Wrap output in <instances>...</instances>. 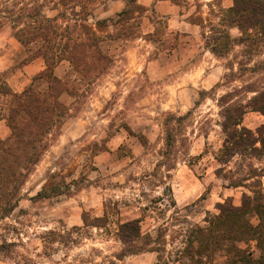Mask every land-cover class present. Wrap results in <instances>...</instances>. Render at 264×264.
<instances>
[{
  "label": "rangeland",
  "instance_id": "1",
  "mask_svg": "<svg viewBox=\"0 0 264 264\" xmlns=\"http://www.w3.org/2000/svg\"><path fill=\"white\" fill-rule=\"evenodd\" d=\"M57 1L43 10L69 16L74 6L87 24L90 13L110 18L97 31L107 58L98 76L81 82L62 60L69 72L56 93L73 88L75 96L61 92L60 100L72 102L67 115L48 135L18 205L0 217V264H229L237 253L258 264L264 235L259 245L221 210L240 206L254 191L264 201V149L256 143L233 156L219 153V102L247 104L253 90L264 88V38L242 43L233 27L231 46L221 55L211 51L222 44L219 17L233 0ZM11 32L0 26L2 65L13 54L11 67L0 71V89L10 78L28 84L23 92L48 91L47 74L25 73L28 50ZM9 100L0 97V118L10 135ZM185 114L182 122L170 120L175 141L167 147L163 122ZM263 124V113L245 107L242 126L257 136ZM42 189L45 196L38 195ZM240 215L259 222L252 210ZM133 219L141 237L121 240L131 232L119 225ZM208 229L228 235L205 250L198 240Z\"/></svg>",
  "mask_w": 264,
  "mask_h": 264
},
{
  "label": "trees",
  "instance_id": "2",
  "mask_svg": "<svg viewBox=\"0 0 264 264\" xmlns=\"http://www.w3.org/2000/svg\"><path fill=\"white\" fill-rule=\"evenodd\" d=\"M41 1L33 8L29 6L30 0H0V26L8 24L11 27L13 36L28 50L26 60L36 57L43 59L45 68L38 77L47 74L49 82L48 91L43 93L29 88L23 93H14L6 82L0 89V93L10 97L6 122L11 130V134L6 139L0 138V217H6L18 205L21 186L39 161L41 154L49 146L48 135L56 123L63 121L67 115L69 108L59 99L61 92L68 91L71 96H75L72 92L73 88L71 90L63 88L56 93L57 88L64 86L66 81L54 75V67L62 60L69 61L73 71L79 76L78 81L81 82L98 76L107 58L99 47L101 37L97 31L107 27L110 18L95 19L90 13L93 24H87L81 21H87L88 16L78 19L79 14L74 6L69 16L66 11H60L56 7L49 8L50 11H56L50 15L43 8L52 0ZM60 1L64 0H58L53 4L57 6ZM18 4L20 6L15 10ZM125 13L126 10H122L118 15ZM219 20L222 44L219 48L212 45L210 47L212 52L221 55L231 46L236 39L229 35L228 30L233 27H236L241 34L239 41L254 45L257 39L264 38V0H233L231 6L222 8ZM32 45L35 46L33 50ZM253 91L255 95L248 99L247 104L219 102L223 135L220 154L226 152L229 157L238 150L244 151L250 147L256 149V143L264 149V124L257 130V136L241 125L247 106L264 114V88ZM188 115H170L163 122L167 147L175 141L170 120L182 122ZM217 160L223 162L224 158L217 156ZM44 191L42 189L38 195L45 196ZM253 193V195L244 194L240 206L224 207L221 212L225 217L230 218L232 215V224L241 221L240 233L256 235L261 245L258 235L260 233L264 235V201L255 191ZM247 210H252L258 216L259 222L256 225L241 218V212ZM229 218H226L228 223H230ZM119 230L131 232V234L123 233L124 236L120 235L123 241H135L141 237L138 219L121 223ZM225 232L222 235L217 230L208 229L198 240L201 249L208 250L211 245L218 244L219 240H225L228 230ZM261 250L263 252L264 247H261ZM250 262L251 260L243 253H237L234 259H230L229 264H250ZM256 262L264 264V256L261 255Z\"/></svg>",
  "mask_w": 264,
  "mask_h": 264
},
{
  "label": "crops",
  "instance_id": "3",
  "mask_svg": "<svg viewBox=\"0 0 264 264\" xmlns=\"http://www.w3.org/2000/svg\"><path fill=\"white\" fill-rule=\"evenodd\" d=\"M111 13H113V12H107V15H110ZM11 34H12V32H11ZM12 55L13 54H11V56H10V62L5 64V65H2V57H0V71H3L4 69H7V68L11 67V65H12ZM61 63H62V61L59 62L54 67V74H55L56 77L62 79L69 71H68V68L61 67L60 66ZM44 68H45V63H44L43 59L40 58V57H36L34 59H31V60H26V58H25V60H24L23 69H24L25 73H27L29 75L30 78L34 74L36 76L38 73L43 71ZM6 81H7V85L9 86L11 92H14V93H22L24 88L27 87V85H28V84H22V83L20 85L14 84L10 80V78H7ZM5 96L9 97V95H3L2 93H0L1 99H4ZM62 103H64L68 107L72 102L70 104H67L66 102L62 101ZM6 104H5V106L8 109L9 108L8 104L7 105ZM8 136H9V133H8V130L6 129V127H5V119L4 118L3 119L0 118V138L1 139H6Z\"/></svg>",
  "mask_w": 264,
  "mask_h": 264
}]
</instances>
